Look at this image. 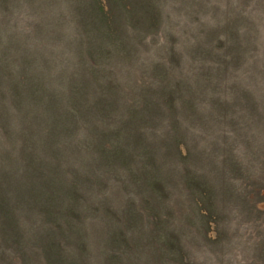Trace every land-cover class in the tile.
Wrapping results in <instances>:
<instances>
[{"label":"trees","instance_id":"1","mask_svg":"<svg viewBox=\"0 0 264 264\" xmlns=\"http://www.w3.org/2000/svg\"><path fill=\"white\" fill-rule=\"evenodd\" d=\"M64 1L67 9L61 6V0H0V19L5 13L0 20V106H5L8 94L20 124L23 121L20 132L24 131L22 146L29 154L26 163L33 165L26 174L28 178L44 177L47 182L43 185L36 179L24 187L16 181L18 173L15 175L12 167L10 184H0V223H4L0 248H6L0 256L11 245L21 257L14 264H29L23 262V241H18L22 234L13 213L29 202L26 193L35 204L25 213L33 209L40 212L39 222H34L40 224V232L29 244L39 249L46 264H86L78 262L60 243L68 242L74 233L82 237L84 216L100 211L110 223L102 237V241L106 239L103 264H137L132 259L136 256L127 262L123 256L126 251L134 254L143 250L147 232L154 233L152 229L158 230L157 239L167 237V246L178 240L180 235L172 228L171 206L160 205L150 195L139 203L129 197L119 210L104 197L96 203L88 200L91 195L82 190L105 181L97 172L86 173L89 169L82 172L85 180H81L80 164L85 167L88 162L93 168L127 170L132 185L148 193H161L162 203L168 202L166 192L170 189L164 190L163 184L174 182L178 176L191 197V211H205L204 225L209 229L212 223L218 239L230 237L225 222L220 223L226 217L221 207L238 205L242 215L264 222V212L254 205V198H264L260 192L264 190V38L259 31L264 20L231 13L230 3H226V10L212 6L223 21L220 25L203 24L201 29H193L192 35L188 31L187 40L194 42H188L184 52H189L190 61L196 64L190 69L186 63L184 69L179 65L180 57L175 60L178 53L174 51L170 50L173 62L163 67V58L138 62L139 53L131 47L141 26L159 27V0H113L112 4L108 0L107 12L100 0ZM204 1L184 0L191 4L187 11L190 18L195 13L191 7L208 6ZM56 7L58 11L54 12ZM22 14L30 17L25 32L20 28ZM120 22L128 24L129 29ZM84 43L88 47L81 50ZM118 53L127 54L135 66L116 67L113 58ZM135 69L140 78H134ZM127 86L132 90L131 98L124 103L122 95ZM109 94L119 98L103 96ZM3 114L2 109L0 116ZM229 115V122H221L230 129V133H224L229 143L219 147V119ZM79 120L91 126L90 140H71L72 128ZM193 126L211 135L209 146L200 144V136L191 130ZM61 137L73 151L68 158L63 152L66 147H60L63 142H57ZM237 143L245 147L242 153L233 151ZM77 150L79 158L74 160ZM170 159L178 165L167 169ZM203 164L207 166L204 169ZM149 166L154 174L147 178L150 171H142ZM5 189L8 195L15 194L17 204L12 207L7 204ZM153 235H149L150 241ZM81 243L73 245L84 253ZM256 249L264 262V238ZM185 256L179 254L180 264L188 263Z\"/></svg>","mask_w":264,"mask_h":264},{"label":"rangeland","instance_id":"2","mask_svg":"<svg viewBox=\"0 0 264 264\" xmlns=\"http://www.w3.org/2000/svg\"><path fill=\"white\" fill-rule=\"evenodd\" d=\"M55 1L58 3L60 0ZM61 1V6L63 5L62 7L67 9L68 6L66 5L65 1ZM109 2L112 4L113 0H109ZM109 2L108 0H100L99 2L106 12L110 6ZM204 2H206L208 5L205 9L199 7L196 9L197 5L191 7L195 13L193 14V17L190 18L187 14V11L191 4L188 5V3L184 2V0H159V9L161 11L159 27L156 26L157 29H155V26L153 28L145 29V27L143 28V26H141V32H137V38L134 37L132 39L134 41V45L131 47L135 48L136 52L139 53L138 62H146L148 58L151 57L157 60H161V58H163V67H165L168 64L170 65V62H173V60L170 58L171 50L174 51L175 54L178 53L175 55V60L180 57V66L186 69L187 63L189 64L188 67L193 69V66L196 63L190 61L188 56L189 52H184V50L187 48L186 46L188 42L194 41L193 39L187 40L186 36L189 35V30H191L190 34L192 35L193 29H201V25L203 24L213 26L220 25L222 23L223 16L215 14L213 12L212 6L219 10H226V3H230L232 8L231 13L239 14L241 17L249 20H260L258 22H262L264 20V0H205ZM57 11L58 7L55 8L54 12ZM2 13V18L0 20H2L5 15L4 12ZM22 15L23 19L22 21H19L21 24L20 28H23V32H25L26 27L28 28L27 21L30 20V17L25 14ZM120 26H122L124 29H129L128 24L126 25L120 22ZM259 31L262 35V38H264V26L259 28ZM196 37L197 36H194V38ZM87 47L88 44L84 43V45L81 46V50H86ZM118 47L120 48V46ZM129 47L130 46L127 47V50ZM182 50L183 52H180ZM126 55L127 54L125 53L116 54V56L113 58V61L118 64L116 67L126 65V68L129 69L130 65L134 64L135 66V62L132 59H129ZM107 65L110 66V63ZM107 65L105 64V66ZM175 69L178 71L176 66H174V70ZM169 76H173V74H169ZM134 78H140V72L137 69H135ZM131 91L132 90L127 86L126 92H124L122 95L124 103H126L127 100L131 98ZM103 96L107 99L119 98L117 94ZM2 109L4 110V116H0V184H10L12 181V167H14L13 173L15 175L18 173L16 181L20 183V185L27 187L33 183V180L36 181L38 177L36 175H32L28 178L26 174L28 167H33V165H31L29 161L26 163V160L29 158V154L27 151L24 152V145L22 146V143L24 142V131L20 132V129L21 126L22 129H24L23 121H21L20 124V118L15 114L11 98L8 96V94H5V106L3 108L0 106V113ZM21 110H23L22 107ZM219 121L220 124H218L217 143L219 147H222L223 145L229 143V141L225 139L226 134L224 133H230V129L221 122H229L230 115L228 117L219 119ZM166 122L169 123L170 120H167ZM81 123L84 122L79 120L75 127L72 128L74 134L72 135L71 140L78 137H85L88 140L93 138L92 134L90 133V131H92L91 126L83 125ZM191 130L193 133L200 136V144H203V146H209L208 142L212 138L211 135L202 132V128H198L196 126H193ZM227 135L229 136V134ZM57 142H63L60 147L63 146L64 148L67 146L65 143L66 140L64 141L62 137L59 140L57 139ZM38 146H41V144H38ZM38 149H40V147H38ZM70 149L71 148L66 147L63 151L64 154L67 155V158L73 154V151H69ZM178 149L182 154L185 153L182 144L178 145ZM244 149L245 147H243V145L240 143H237V146L233 147V151L240 153H242ZM47 153H49L48 157H50V152H44L43 155H46ZM74 156V160L79 158V150L75 152ZM90 160L94 161L95 158L90 156ZM84 161H87V159H84ZM88 164L89 166L85 165V167H83V164H80L81 172L79 173V176H82V181L85 180H83L84 176L82 172L86 171L87 169L89 170L86 173L90 172L91 175L94 172H97L98 176L102 175L105 178V181L102 183V185H93L92 183L90 187L86 186L88 187V191L82 190L83 194L86 192L88 195H91L92 199L88 200H91L92 203H96L101 197H104L110 200V203L114 209L119 210L121 205H124L127 198L129 197L134 199L136 203H139L142 197H147L150 195L151 198L160 205H164L166 207L171 206L172 228H175L177 233H179L180 236L178 240L173 239L170 244L168 242L167 246V237L164 236L161 239H157L159 236L158 230L149 228L152 229L154 233H151V230L147 232V243L144 245L145 248L143 250L136 251L134 254L126 251V255L123 256L124 261L127 262L131 257L136 256L137 259H132L137 261V264H180L179 254L182 253L186 255L185 260L188 262L187 264H256V262L263 260V257L256 248L258 247V241L264 238V222H260V218H258L255 221H259L260 223L257 224L255 221H253L251 216L249 217L245 214L242 215L243 211H239L238 205L234 206L233 204L229 207H221L220 210L226 215V217L220 223L222 224L225 222L224 225L227 226L230 237L227 239H218L216 235L217 229H215L213 224L209 223V229H206L204 225L205 219H203V216L205 215V211L201 209H192L191 211V197L186 195L187 193L183 187L182 180H179L178 176L175 178L173 177L175 179L173 180L174 182L170 183V181H168L167 183L163 184L164 190L170 189L166 192V197L169 196L168 202L162 203L164 200L161 198V193H158L157 191L148 193L143 188L140 189L138 186L135 187L134 184L132 185V179L128 177L131 182L127 179V170L119 167L103 170L102 168H93L91 166V162H88ZM172 165H178V163L176 164L174 159H170L168 161L167 169L172 167ZM256 166L260 167L259 163L256 164ZM205 167L207 166L203 164V169ZM147 171H150L147 173V178L149 175L151 176L154 174V168L151 166L142 172ZM37 180H39V182H41L43 185L47 184V182L44 181V177L43 180ZM173 183L174 186L172 187ZM7 190L8 189H5L4 191L5 198L7 204L12 207L13 205L17 204L14 197L15 194L11 192L8 195ZM22 192H25L23 188ZM260 192H262L264 196V190H261ZM26 197V201L29 202L25 204V208L16 209L14 207L15 212L13 211V213H15L18 218V226L22 234V236L18 238V241L19 243L23 241V246L20 245L21 250H25L23 262L29 264H37L38 262V264H46V259L43 257V254L39 252V249L36 250L37 248H34L29 244V242L33 243L32 240L39 234L38 232H40L37 230L40 224H34L36 221L39 222L40 212L34 211L35 209H33L32 212L30 211V213H25L29 206L33 205L34 207L35 204V202L31 201L28 197V193H26ZM254 201L256 208L264 212V198H259L257 196L254 198ZM97 205H99V203H97ZM192 212H194L195 215H192ZM35 214H37V216L33 219ZM242 217H245L247 220ZM32 219L34 221H32ZM0 221L2 220L0 219ZM9 221H11V219ZM109 225V220L102 217V211L96 212L95 214L92 213L87 217L84 216L81 235L82 237L87 235V237L82 238L81 236H78L77 234L75 235L74 233V235L68 238V242L65 241L67 246L64 242L60 244H63V247L65 246L66 252L70 253V255H74V257L80 263L85 262L86 264H103V254L105 252L104 243H106V239L103 241L102 239L104 238L103 233ZM3 228L4 223L2 222L0 223V237ZM65 229L67 230V228ZM133 230L137 231L134 228ZM35 232L36 234H34ZM152 234L154 235L150 237L152 240L150 241L149 235ZM127 235H129V233H127ZM154 236L155 238H153ZM80 240L83 242V244L81 243L80 246L83 245L81 247L83 248L82 250L84 253H82L73 245L74 242H79ZM1 245L2 244L0 243V246ZM8 247V250H6L7 253L5 251L6 254L0 256V264H14L19 262L21 258L20 254H18V250H15L11 245H8ZM2 248H0V252L6 249ZM109 248L110 247H108L106 251H109ZM134 248L136 249V246H134ZM9 258L12 260L11 262L8 261ZM260 264H264V262L262 261Z\"/></svg>","mask_w":264,"mask_h":264}]
</instances>
